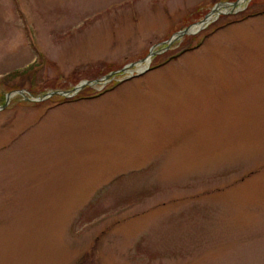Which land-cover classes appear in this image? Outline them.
Masks as SVG:
<instances>
[{
  "label": "rangeland",
  "instance_id": "1",
  "mask_svg": "<svg viewBox=\"0 0 264 264\" xmlns=\"http://www.w3.org/2000/svg\"><path fill=\"white\" fill-rule=\"evenodd\" d=\"M235 1L0 0V264H264V0L165 49Z\"/></svg>",
  "mask_w": 264,
  "mask_h": 264
},
{
  "label": "bare ground",
  "instance_id": "2",
  "mask_svg": "<svg viewBox=\"0 0 264 264\" xmlns=\"http://www.w3.org/2000/svg\"><path fill=\"white\" fill-rule=\"evenodd\" d=\"M244 3H245V0H240L239 1V7L236 9V11L240 10L241 9L240 8L241 5L244 4ZM230 8H231V5H226L225 8L219 9L218 11L221 12V13H227V12H229L231 10H234V9H230ZM217 16L214 17V15H209L208 18L205 21V24L199 23V24L191 27L189 29V31H188L189 34H196V33L200 32V30L205 29L213 21V19H216ZM151 62H152V57H149L145 61L139 62V63H137L134 66L137 68L138 72H143L144 70H146L149 67V64Z\"/></svg>",
  "mask_w": 264,
  "mask_h": 264
},
{
  "label": "water",
  "instance_id": "3",
  "mask_svg": "<svg viewBox=\"0 0 264 264\" xmlns=\"http://www.w3.org/2000/svg\"><path fill=\"white\" fill-rule=\"evenodd\" d=\"M237 4H238V2L234 3V5H237ZM213 11L215 12L216 10H213ZM204 22H205V21H204ZM188 31H189V28H187V29H185V30H183V31H179V32H178V33H177L172 39L169 40L168 43L171 44V42H173L175 39H178V38H180V37H182V36L188 34V33H189ZM155 54H156V53L151 52L150 55H149V57H150L151 55H155ZM133 65H134V64L129 65L126 69H128V68H130V67H133ZM126 69L121 70V71H125ZM113 74H114V73H111V74L105 76L104 78H105L106 80H108V79L111 78V76H112ZM86 85H87V84H82V85H80L79 87H77L76 92H78V90H80V88H83V87H85ZM18 93L21 94V95H24L25 98H26V95H25V93H24L23 91H19ZM53 94L64 95V94H62V93H52L51 95H53ZM45 96H47V95H45ZM9 97H10V95L8 96V99H9ZM27 100L37 101V100H34V99H29L28 97H27ZM5 107H6V105H4L3 107H0V108H5Z\"/></svg>",
  "mask_w": 264,
  "mask_h": 264
},
{
  "label": "trees",
  "instance_id": "4",
  "mask_svg": "<svg viewBox=\"0 0 264 264\" xmlns=\"http://www.w3.org/2000/svg\"><path fill=\"white\" fill-rule=\"evenodd\" d=\"M259 14H260V15H261V14L263 15V14H264V11L260 12Z\"/></svg>",
  "mask_w": 264,
  "mask_h": 264
}]
</instances>
